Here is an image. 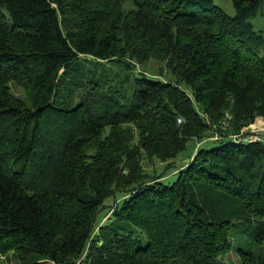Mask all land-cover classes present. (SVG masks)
I'll list each match as a JSON object with an SVG mask.
<instances>
[{
    "label": "trees",
    "instance_id": "obj_1",
    "mask_svg": "<svg viewBox=\"0 0 264 264\" xmlns=\"http://www.w3.org/2000/svg\"><path fill=\"white\" fill-rule=\"evenodd\" d=\"M230 1L0 0V264H264V0Z\"/></svg>",
    "mask_w": 264,
    "mask_h": 264
},
{
    "label": "rangeland",
    "instance_id": "obj_2",
    "mask_svg": "<svg viewBox=\"0 0 264 264\" xmlns=\"http://www.w3.org/2000/svg\"><path fill=\"white\" fill-rule=\"evenodd\" d=\"M214 4L219 6L225 13L229 14V15H233L234 10L233 7L231 5V1L230 0H214ZM248 21L251 24V27L254 31H259L262 35L263 38V42H262V46L261 49L259 50V55L264 54V11L263 10H258L256 12V14H254L252 17H250L248 19ZM159 62L154 61V60H150L149 62L145 63V65L142 66H135L134 69V73H138L140 71H144L146 75H156V74H160V76L162 78H166L167 73H164L163 70H161V72H158L159 69ZM155 78H159V76H154ZM12 91L14 94H19L20 93V88L16 85L11 84L10 85ZM196 144V142L194 140H190L187 145L185 150H183L182 152H179L176 157L172 160H170L172 166L170 168H168L167 170L163 169V163H159L154 159L151 160H147L143 161L142 165L143 167L147 170V172L155 175H159L161 177H163V180L165 181H171L174 177L173 173L174 170L176 168H178L179 166H181L184 162L187 161L188 156L192 150V148L194 147V145ZM164 170V171H162ZM162 172V174H161ZM110 207L113 205V202L110 201L109 202ZM105 214L107 213L108 208H105ZM101 213V212H100ZM227 262L229 264H239L236 255L234 254V252H229L227 255Z\"/></svg>",
    "mask_w": 264,
    "mask_h": 264
},
{
    "label": "built area",
    "instance_id": "obj_3",
    "mask_svg": "<svg viewBox=\"0 0 264 264\" xmlns=\"http://www.w3.org/2000/svg\"><path fill=\"white\" fill-rule=\"evenodd\" d=\"M233 140L240 142H259L264 143V120L254 121L242 128L236 135L232 136Z\"/></svg>",
    "mask_w": 264,
    "mask_h": 264
}]
</instances>
